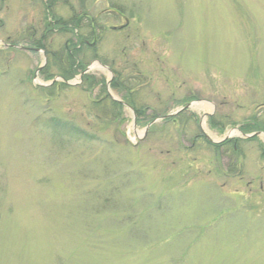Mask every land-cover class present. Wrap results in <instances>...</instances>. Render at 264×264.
Masks as SVG:
<instances>
[{
    "label": "rangeland",
    "instance_id": "rangeland-1",
    "mask_svg": "<svg viewBox=\"0 0 264 264\" xmlns=\"http://www.w3.org/2000/svg\"><path fill=\"white\" fill-rule=\"evenodd\" d=\"M78 34L141 115L95 116L109 82L55 87ZM0 41V264H264V0H0ZM51 118L93 141L56 144ZM233 127L262 134L202 136Z\"/></svg>",
    "mask_w": 264,
    "mask_h": 264
},
{
    "label": "trees",
    "instance_id": "trees-1",
    "mask_svg": "<svg viewBox=\"0 0 264 264\" xmlns=\"http://www.w3.org/2000/svg\"><path fill=\"white\" fill-rule=\"evenodd\" d=\"M48 6V5H47ZM84 17L87 18V22L86 27H88L89 29H92L94 27V21L92 18H88L87 16H85L86 14L83 13L82 14ZM82 15L77 14V15H72V17L69 20H59L56 19L54 20V22L51 24L52 27L57 26V28L61 29L62 31H70L71 33H75L77 29L80 28L81 26V20H82ZM46 26H49V22H47ZM70 43V44H69ZM86 41H84V38L81 35H74V38H69V40H67L64 44V57L62 59L63 61V66L65 67L60 76L63 77L64 79L68 80L70 78H72L76 73L81 72L84 68L85 65L83 64V62H79V54L81 52V48L82 45H86ZM48 76H46L47 78ZM120 74L118 73L116 76H114L115 79H112L110 82V87L112 89H116L117 91L120 92V90L122 91L123 89H125L123 91L124 95L122 97L123 101H125L126 103H128L129 105L132 106L133 110L135 111V113L137 115H141V109L138 108L135 104H133L132 102V90L130 88H127L126 85L123 84V82H121L120 85L118 83L117 79H120ZM126 81V79H124ZM129 80V79H128ZM124 81V82H125ZM81 85L83 86V88L85 89V91L89 92L90 90H92L93 88L100 86L101 88V92H105L106 90V83L104 81L103 78H96L95 76L86 73L83 74L81 77ZM55 87L59 88L60 86H66V84L59 82V83H55ZM127 84V83H126ZM54 86V85H53ZM119 88V89H118ZM128 98V99H127ZM131 98V99H130ZM121 108L120 103L111 100L107 93L106 94H102L99 95L96 99H94L92 101L91 104V111L95 112V116L99 117L100 114H107V113H112L114 115H119V109ZM212 120V119H210ZM50 124L49 126L53 129L51 132V137L54 140L53 142H55L56 140V144L58 145H62V143H64L65 141L63 140V138H69L70 136H77V138H81V141L83 142H92L94 137L89 134L87 131L85 130H80L79 128L70 125L68 122H63V121H59L55 118H51L49 120ZM214 123V122H213ZM217 123V122H215ZM222 127V126H220ZM63 137V138H62ZM254 139V138H252ZM223 144H210V146L217 148L220 147ZM219 149V148H217ZM106 200V199H105Z\"/></svg>",
    "mask_w": 264,
    "mask_h": 264
},
{
    "label": "water",
    "instance_id": "water-1",
    "mask_svg": "<svg viewBox=\"0 0 264 264\" xmlns=\"http://www.w3.org/2000/svg\"><path fill=\"white\" fill-rule=\"evenodd\" d=\"M102 68H104V69H106V70H108V68L107 67H105V66H103V65H101L100 63H98ZM42 66V65H41ZM41 66H39L38 68H37V70H36V72L38 71V69L41 67ZM90 69V67L89 66H87L79 75H78V78H80L81 76H82V74L83 73H85L86 71H88ZM65 83H67V84H71L70 82H68V81H65ZM112 99H115L112 95H109ZM191 105V103H189V104H187V105H185L182 109H185V108H187V107H189ZM129 109H131L129 106H127ZM181 109V108H180ZM179 109V110H180ZM178 110H176L174 113H176ZM172 115V113H170V114H167V115H164V116H162V118H166V117H169V116H171ZM155 120H152L147 126H146V128L152 123V122H154ZM135 121L133 120V123H134ZM255 134H258V132L257 133H252V134H243V133H241L240 135L243 137V138H248V137H251L252 135H255ZM209 140H210V138L208 137V136H206ZM227 137H229V135H227V136H225V138H227ZM212 141V140H211Z\"/></svg>",
    "mask_w": 264,
    "mask_h": 264
},
{
    "label": "flooded vegetation",
    "instance_id": "flooded-vegetation-1",
    "mask_svg": "<svg viewBox=\"0 0 264 264\" xmlns=\"http://www.w3.org/2000/svg\"><path fill=\"white\" fill-rule=\"evenodd\" d=\"M202 136H203V135H202ZM196 137H198V135H197ZM205 140H206V139H205ZM237 140H238V138L232 137V138L227 139L226 141H224V142L221 143V144L224 145V143H227V142H229V141H233V143H232V149H233V150H236V143H235V141H237ZM223 145H221V146H223ZM221 146H220V147H221ZM225 152H227V151H225Z\"/></svg>",
    "mask_w": 264,
    "mask_h": 264
},
{
    "label": "bare ground",
    "instance_id": "bare-ground-1",
    "mask_svg": "<svg viewBox=\"0 0 264 264\" xmlns=\"http://www.w3.org/2000/svg\"><path fill=\"white\" fill-rule=\"evenodd\" d=\"M91 68H101L98 63H94ZM233 133H236V131H233Z\"/></svg>",
    "mask_w": 264,
    "mask_h": 264
}]
</instances>
